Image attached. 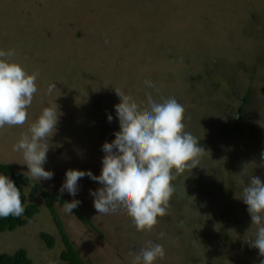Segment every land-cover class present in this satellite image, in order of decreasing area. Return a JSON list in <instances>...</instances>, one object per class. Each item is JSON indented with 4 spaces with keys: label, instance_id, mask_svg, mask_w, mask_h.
<instances>
[{
    "label": "rangeland",
    "instance_id": "obj_1",
    "mask_svg": "<svg viewBox=\"0 0 264 264\" xmlns=\"http://www.w3.org/2000/svg\"><path fill=\"white\" fill-rule=\"evenodd\" d=\"M0 49H14L16 55L7 59L28 74L38 73L25 124L0 129V165L12 164L28 175L13 145L45 107L60 113L44 165L54 178L34 180L41 187L37 196L33 187L26 189L41 213L24 228L0 233V254L27 248L37 264L60 260L64 244L44 196L48 192L85 264H136V253L150 240L166 252L156 264H192V243L207 249L214 264H255L249 242L239 237L255 236V229L241 223L251 219L249 213L221 229L220 211L227 203L247 207L242 179L248 183L258 176L264 182V0H0ZM52 83L56 89L48 94ZM115 89L142 108L149 96L177 99L185 109V130L205 150L200 165L174 181L168 214L152 232L137 231L122 213L98 215L90 190L102 185L88 176L80 179L75 197L60 192L69 169L101 174L102 145L120 131ZM249 90L247 108L257 116L243 120L238 132L233 125ZM223 126L230 127V137H220ZM56 196L80 200L75 209L97 229L76 210L67 214ZM43 232L58 236L55 249L42 240ZM160 232L164 239H158Z\"/></svg>",
    "mask_w": 264,
    "mask_h": 264
},
{
    "label": "clouds",
    "instance_id": "obj_2",
    "mask_svg": "<svg viewBox=\"0 0 264 264\" xmlns=\"http://www.w3.org/2000/svg\"><path fill=\"white\" fill-rule=\"evenodd\" d=\"M15 55L14 49H0V129L24 125L28 108L38 92V73L28 74L21 64L7 59ZM146 85L152 86L148 81ZM55 89L56 84H50L48 94ZM115 90L120 97V103L115 106L120 131L115 133L113 141L102 145L105 156L101 174L69 169L60 192L67 191L75 197L80 179L88 176L102 185L90 190L98 215L122 213L132 219L137 231L152 232L159 223L158 218L168 214L176 193L174 181L199 166L205 150L185 130V109L177 99L157 101L149 96L148 107L142 108L132 96ZM59 118L57 108L45 107L28 133L13 145V151L22 152L30 180L41 182L54 178L55 173L46 170L44 165ZM112 120L109 114L108 121ZM241 183L245 185L241 199L247 205L252 227L256 228L254 238L248 239L249 246L258 249L264 257V182L258 176H250L248 183L244 179ZM80 203L78 199L65 202V212L73 215V209ZM25 211L20 189L8 175L0 173V218L21 217ZM165 236V232H160L158 239ZM148 244L136 253V264H156L157 260L164 259L166 252L162 244L151 240Z\"/></svg>",
    "mask_w": 264,
    "mask_h": 264
},
{
    "label": "trees",
    "instance_id": "obj_3",
    "mask_svg": "<svg viewBox=\"0 0 264 264\" xmlns=\"http://www.w3.org/2000/svg\"><path fill=\"white\" fill-rule=\"evenodd\" d=\"M259 69L258 65L257 67H254L253 70V77H255L256 71ZM192 84L195 85V81H191ZM252 91L249 90L244 97L245 99L243 100L244 103L239 109V113L237 114L238 119L235 121L233 127L236 129V131L241 132L242 130V124L243 120H245L247 117L250 118V116L256 117V113L254 111L248 110V103L250 102ZM230 127L228 126L221 127L222 131H225L224 133L220 134L221 136H227L230 137ZM249 151L248 148L245 147V156L247 152ZM0 173H3L5 175H8L17 185V187L20 189L21 194H22V203L25 205L26 211L23 216L21 217H14V216H9L7 218H0V233H6V232H14L20 228H24L30 224V221L35 219L40 213H41V206L39 203H33L28 200V197L26 195V189L29 187H33V196H37L38 193L40 192V185L33 183L34 180L29 179V175L19 171V169L12 165V164H1L0 165ZM213 173V172H212ZM183 183L180 182L177 188L182 187ZM208 191V190H207ZM212 193V192H211ZM44 196L47 200L48 206L50 208V211L52 213V216L54 218L55 224L58 227L59 230V235L62 239V242L64 244V250L62 251V254L60 256V260L57 261L54 264H85L83 258L81 257V254L73 244L72 240L70 239V236L68 232L66 231V228L64 226V223L62 219L59 216V213L57 209L54 206L53 203V196L49 194L48 192H44ZM58 200H63L62 197L56 196ZM63 202H67L63 200ZM220 204V203H219ZM218 205V204H217ZM222 206V205H220ZM76 209H73L75 211ZM223 214V224L221 226V229L227 228L228 224L227 222L229 220L232 221L235 220V222H240V218L242 219H247L248 215L242 216L247 214V207L245 205L241 208L240 207H234L231 203H227L224 205V209H221L220 211ZM76 213L79 215L80 219L85 221L86 223L90 224L93 226L95 229L94 224H92L91 220L84 216L82 213L78 212L76 210ZM241 215V217H239ZM250 217V216H249ZM251 218V217H250ZM245 221V222H244ZM242 225H245L249 227V230L255 229V226L252 227V221L250 220H244ZM246 223V224H245ZM252 227V228H251ZM251 228V229H250ZM222 231V230H221ZM220 232V231H219ZM228 236V235H227ZM218 237V236H217ZM241 239H243V242H248V239L242 234L239 236ZM41 238L42 240L47 244L49 249H55L58 245V236L54 235L50 232H43L41 233ZM228 238V237H227ZM226 237L223 239L226 240ZM218 239H220L218 237ZM239 239V238H237ZM198 247V246H197ZM194 243L191 244V248L195 249V255L194 259L191 260L192 264H214L213 262L209 261L212 257L214 258L213 255H207L208 253L206 252L207 249H198ZM202 250V251H201ZM196 252L198 253L196 255ZM248 253L250 256L253 255V257L256 258L255 264H262L264 262V257L260 256L259 250L252 248L249 246ZM200 254H206L207 257H204L203 259H200ZM209 258V259H208ZM216 259V258H215ZM0 264H37L33 261V259L30 257L29 250L27 248H22L18 249L17 251L10 253V252H4L0 254ZM218 264V263H216Z\"/></svg>",
    "mask_w": 264,
    "mask_h": 264
}]
</instances>
